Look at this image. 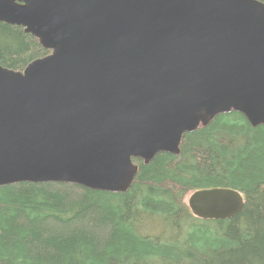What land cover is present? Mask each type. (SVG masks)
I'll return each instance as SVG.
<instances>
[{
  "label": "water",
  "instance_id": "95a60500",
  "mask_svg": "<svg viewBox=\"0 0 264 264\" xmlns=\"http://www.w3.org/2000/svg\"><path fill=\"white\" fill-rule=\"evenodd\" d=\"M0 22L51 53L22 72L0 63V188L67 183L126 193L139 167L176 156L216 116L264 126L259 0H0ZM203 221L230 220L234 189L194 192Z\"/></svg>",
  "mask_w": 264,
  "mask_h": 264
},
{
  "label": "trees",
  "instance_id": "16d2710c",
  "mask_svg": "<svg viewBox=\"0 0 264 264\" xmlns=\"http://www.w3.org/2000/svg\"><path fill=\"white\" fill-rule=\"evenodd\" d=\"M264 3V0H259ZM23 27L0 22V63L16 72L48 56ZM161 152L126 193L67 183L0 188V264H264V126L216 116ZM214 188L245 200L230 220L194 217L186 199Z\"/></svg>",
  "mask_w": 264,
  "mask_h": 264
},
{
  "label": "rangeland",
  "instance_id": "374dc122",
  "mask_svg": "<svg viewBox=\"0 0 264 264\" xmlns=\"http://www.w3.org/2000/svg\"><path fill=\"white\" fill-rule=\"evenodd\" d=\"M189 197H190V196H188L187 199H186V202H187V203H188V199H189Z\"/></svg>",
  "mask_w": 264,
  "mask_h": 264
}]
</instances>
